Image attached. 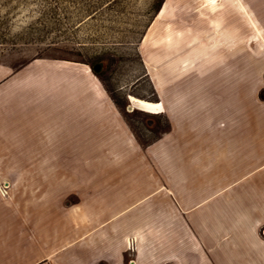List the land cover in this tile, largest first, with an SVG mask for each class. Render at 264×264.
Returning a JSON list of instances; mask_svg holds the SVG:
<instances>
[{"label": "rangeland", "instance_id": "1", "mask_svg": "<svg viewBox=\"0 0 264 264\" xmlns=\"http://www.w3.org/2000/svg\"><path fill=\"white\" fill-rule=\"evenodd\" d=\"M163 1L0 0L1 251L264 264V0Z\"/></svg>", "mask_w": 264, "mask_h": 264}, {"label": "crops", "instance_id": "2", "mask_svg": "<svg viewBox=\"0 0 264 264\" xmlns=\"http://www.w3.org/2000/svg\"><path fill=\"white\" fill-rule=\"evenodd\" d=\"M166 1V0H165ZM165 1H163L165 3ZM228 123H231L228 122ZM229 128V127H228ZM231 130H227L226 132L229 135L226 137V142L228 141L227 146H230L229 149L231 148V143H233L236 146V150L240 148V155L243 158V148L246 147L245 145L247 144L245 139L243 138V134L237 135V137L233 136V130L232 127L230 128ZM235 133L238 134V132L235 131ZM239 138V140H237ZM242 148V149H241ZM232 154V151L230 152ZM227 155V153H226ZM247 160V162L251 161L256 163L258 166L257 169L264 167V157H261L260 152L257 150V154L253 158H243ZM248 173L245 175H242L241 177H235L232 178L231 180L235 181H242L243 179H247ZM252 176L258 177L255 181L257 184L256 186V199H254V195L251 198V200H248L249 203L246 205V209L248 213H257V214H262L264 217V172H254L252 173ZM249 186V185H248ZM246 197V196H245ZM248 197V195H247ZM246 197V199H247ZM245 206V205H244ZM9 209H15L12 206H9L8 204L4 203V200L2 199V196L0 195V238H3L5 236L9 235V232L6 228V221H7V213L9 212ZM259 221V220H258ZM257 221H252L248 220L245 223L247 226H252L255 224ZM18 235V232H17ZM243 244L242 250L247 251L246 253L248 256H261L264 259V237L259 235L258 242L255 244V248L253 247L254 244H249L245 242ZM253 245V246H251ZM72 256H48V255H43V254H36V253H31V252H25L24 248L22 250L17 251H1L0 250V264H59V260H67L71 261Z\"/></svg>", "mask_w": 264, "mask_h": 264}, {"label": "bare ground", "instance_id": "3", "mask_svg": "<svg viewBox=\"0 0 264 264\" xmlns=\"http://www.w3.org/2000/svg\"><path fill=\"white\" fill-rule=\"evenodd\" d=\"M132 100L135 101V102L141 103L142 106L145 107V109L148 112L153 113L155 111L154 110L155 109L154 106L156 105V103H154V102L143 100V99L137 98L135 96H132ZM131 109H133V105L131 106Z\"/></svg>", "mask_w": 264, "mask_h": 264}, {"label": "water", "instance_id": "4", "mask_svg": "<svg viewBox=\"0 0 264 264\" xmlns=\"http://www.w3.org/2000/svg\"><path fill=\"white\" fill-rule=\"evenodd\" d=\"M163 4H164V2H163ZM163 4H162V6H163ZM162 6H161V8H162ZM90 68H91L92 72H99V70H100V69H98L96 67H91L90 66ZM129 108L131 109V106H129Z\"/></svg>", "mask_w": 264, "mask_h": 264}, {"label": "flooded vegetation", "instance_id": "5", "mask_svg": "<svg viewBox=\"0 0 264 264\" xmlns=\"http://www.w3.org/2000/svg\"><path fill=\"white\" fill-rule=\"evenodd\" d=\"M166 2H167V0L165 1V3L163 4V6L161 8L162 11L166 9V6H165Z\"/></svg>", "mask_w": 264, "mask_h": 264}]
</instances>
